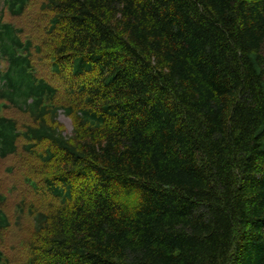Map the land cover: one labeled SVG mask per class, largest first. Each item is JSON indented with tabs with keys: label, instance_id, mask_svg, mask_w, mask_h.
<instances>
[{
	"label": "trees",
	"instance_id": "16d2710c",
	"mask_svg": "<svg viewBox=\"0 0 264 264\" xmlns=\"http://www.w3.org/2000/svg\"><path fill=\"white\" fill-rule=\"evenodd\" d=\"M0 102V264H264V0H0Z\"/></svg>",
	"mask_w": 264,
	"mask_h": 264
},
{
	"label": "rangeland",
	"instance_id": "374dc122",
	"mask_svg": "<svg viewBox=\"0 0 264 264\" xmlns=\"http://www.w3.org/2000/svg\"><path fill=\"white\" fill-rule=\"evenodd\" d=\"M5 18L9 20L7 15ZM18 24L24 27L26 32H30L32 30L31 26H33V24L31 23L30 19H21ZM1 114L8 117L13 116L14 118H17L21 125H24L23 123L26 121L25 116L16 113L14 110L10 111V109H4ZM59 122L66 131V134L71 135L73 131L72 122L68 117L65 116L63 112L60 113ZM18 159L19 155L9 160L1 161L0 163V178L2 181V187L4 191L11 193V197L6 209L13 220V227L7 234L3 247L4 250L6 249L7 255H9L11 260L15 263H21L24 261V259H26V253L22 249V245L28 240L29 234H31L33 231V222L29 217H23L19 224L16 222L17 220L14 221L18 204L26 199L24 198L25 196H29L30 194L32 195L30 189L24 181V177L28 173L18 170L16 165V161ZM11 167H15V172L12 174L9 172L7 173L8 169ZM26 200L32 201V196Z\"/></svg>",
	"mask_w": 264,
	"mask_h": 264
}]
</instances>
